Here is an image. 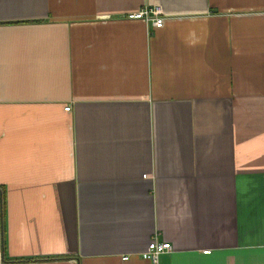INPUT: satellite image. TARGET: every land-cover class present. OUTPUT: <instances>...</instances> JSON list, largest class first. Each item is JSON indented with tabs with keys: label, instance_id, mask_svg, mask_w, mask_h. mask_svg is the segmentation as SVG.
Wrapping results in <instances>:
<instances>
[{
	"label": "crops",
	"instance_id": "0c3cea01",
	"mask_svg": "<svg viewBox=\"0 0 264 264\" xmlns=\"http://www.w3.org/2000/svg\"><path fill=\"white\" fill-rule=\"evenodd\" d=\"M154 239L264 264V0H0V264Z\"/></svg>",
	"mask_w": 264,
	"mask_h": 264
},
{
	"label": "built area",
	"instance_id": "2783aa9c",
	"mask_svg": "<svg viewBox=\"0 0 264 264\" xmlns=\"http://www.w3.org/2000/svg\"><path fill=\"white\" fill-rule=\"evenodd\" d=\"M126 19L129 21H140L144 24H150L154 29H160L165 22V17L163 12L158 7L144 8L135 13H130L126 15ZM65 112H70V107L64 108ZM146 175H143L142 178H146ZM172 247L169 243H159L155 239L152 240L146 251L141 254L142 259L151 262L152 264H157L158 257L166 252H170ZM206 254L208 251L205 252ZM129 259L128 256H123L122 260Z\"/></svg>",
	"mask_w": 264,
	"mask_h": 264
},
{
	"label": "trees",
	"instance_id": "16d2710c",
	"mask_svg": "<svg viewBox=\"0 0 264 264\" xmlns=\"http://www.w3.org/2000/svg\"><path fill=\"white\" fill-rule=\"evenodd\" d=\"M2 201H3V199H2Z\"/></svg>",
	"mask_w": 264,
	"mask_h": 264
}]
</instances>
